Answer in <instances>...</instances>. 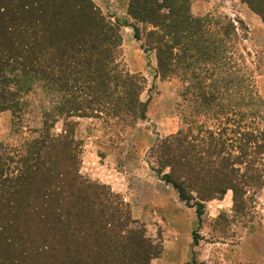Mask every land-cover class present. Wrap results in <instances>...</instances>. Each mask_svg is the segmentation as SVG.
I'll return each mask as SVG.
<instances>
[{"label":"trees","instance_id":"16d2710c","mask_svg":"<svg viewBox=\"0 0 264 264\" xmlns=\"http://www.w3.org/2000/svg\"><path fill=\"white\" fill-rule=\"evenodd\" d=\"M242 1L264 22V0ZM191 5L129 0L124 23L154 52L156 75L181 82L184 125L148 155L200 226L207 202L231 192L244 217L264 188V96L241 51L244 21L198 16ZM120 27L95 0H0V112L12 113V141H0V264H152L161 256L162 243L133 227L122 195L80 172L77 118L117 132L147 120L146 79L123 63ZM33 112L38 131L22 124ZM199 239L195 230L194 245Z\"/></svg>","mask_w":264,"mask_h":264},{"label":"rangeland","instance_id":"374dc122","mask_svg":"<svg viewBox=\"0 0 264 264\" xmlns=\"http://www.w3.org/2000/svg\"><path fill=\"white\" fill-rule=\"evenodd\" d=\"M103 13L121 24L122 61L132 73L146 79L142 99H149L147 120L132 130L117 132L100 120L77 118L76 138L82 142L80 172L85 177L109 185L130 205L133 227H143L163 252L152 264H264V188L254 194L248 215H236L232 194L206 203L199 226L195 210L180 201L177 192L152 169L148 151L158 138L178 131L184 123L178 112L181 82L156 75L154 52H145L133 29L125 25L129 0H95ZM198 16L226 14L241 19L248 31L242 41L243 56L255 72L264 96V22L242 0H191ZM23 125L42 128L39 113H27ZM12 113L0 112V141H12ZM62 128L59 121L55 132ZM221 215V217H219ZM199 233L197 245L194 231Z\"/></svg>","mask_w":264,"mask_h":264},{"label":"crops","instance_id":"0c3cea01","mask_svg":"<svg viewBox=\"0 0 264 264\" xmlns=\"http://www.w3.org/2000/svg\"><path fill=\"white\" fill-rule=\"evenodd\" d=\"M126 1H127V0H126ZM191 8L194 9V4L191 5ZM229 193L232 194L231 192H228L227 194H229Z\"/></svg>","mask_w":264,"mask_h":264}]
</instances>
